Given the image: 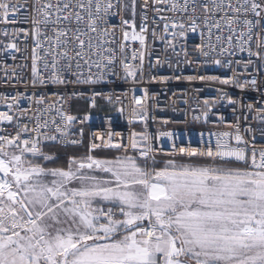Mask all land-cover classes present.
I'll list each match as a JSON object with an SVG mask.
<instances>
[{
    "label": "snow or ice",
    "instance_id": "obj_1",
    "mask_svg": "<svg viewBox=\"0 0 264 264\" xmlns=\"http://www.w3.org/2000/svg\"><path fill=\"white\" fill-rule=\"evenodd\" d=\"M165 3L173 13L188 12V0H154L157 6ZM129 7L131 18L121 16L124 28L118 48L125 53L128 41L139 42L142 50H133L130 59L140 64L128 63L127 55L121 61L125 79L135 82L137 71H143V49L149 32L146 14L136 30V0H131L130 6L123 0H32L31 4L28 0H0V24H31L33 85L44 80L38 67L40 50L51 57L50 63L44 60L43 69H51L52 83H66L62 74L70 71L75 61V82L97 84L106 82L107 75H115L112 66L116 52L105 47L117 44L114 36L109 38V29L115 26L107 23L108 18L120 16ZM143 7H149V0H144ZM201 7L209 40L213 28L218 33L227 28L230 33L225 38L227 47L221 46L218 55L227 52L232 56L234 52L229 49L238 47L249 57L244 73L251 75V58L255 56L261 62L255 71L264 75V37L254 40L258 27L264 32V0H235V6L233 0H209ZM154 10L157 14L162 11L160 7ZM249 15L254 20L248 19ZM196 19L189 17L187 28L182 21L172 20L170 24L181 29L179 36L186 38L187 31H197ZM237 26L242 27L238 30ZM49 30L53 35H48ZM168 30L169 23H165V34ZM20 33L29 36V30L23 28L12 36ZM3 35L7 37L9 32L5 30ZM151 35L155 38L157 33L153 30ZM233 37L238 41L236 46ZM215 39L221 41V35ZM208 47L212 52L217 50L215 45ZM8 49L20 50L14 41L5 45ZM200 51L201 55L209 54L204 45ZM211 63L232 66L231 61L219 58ZM84 66L89 70L86 76L79 71ZM92 68L98 71L92 73ZM236 77L233 71L231 79H199L232 84L241 90H259L260 81L254 76L243 82ZM13 99L15 103L19 98ZM37 103L43 104V97ZM228 103L235 105L237 101L228 97ZM136 104L144 113L136 118L146 121V106L140 100ZM6 107L11 109L13 104ZM53 109L59 113V121H50L56 125L54 129L48 128L41 113L29 117L35 122L32 128L17 124L15 135H0V264H264V143L259 148L255 142L250 143L239 124L230 125L232 132L210 134L215 135V143L209 139L203 149L173 144L174 151L166 154L170 158L162 166H158L150 135L133 133L130 147L136 154L128 155V147L122 140L114 143L111 132L106 143L104 137H96L102 142L98 144L94 139L83 155H67L64 165L58 166L60 156L45 152L41 138L65 147L85 145L83 130L81 139L71 138L70 128L77 117L54 105L44 111ZM247 109L255 111L256 119L264 125V107L253 109L248 104ZM203 119L208 121L207 111ZM4 122L11 124L13 116L0 112V123ZM245 131L256 140L253 128ZM163 135L170 139L173 136ZM260 136L264 141V129ZM104 148L124 155L108 159L93 154ZM177 155L181 159L177 160Z\"/></svg>",
    "mask_w": 264,
    "mask_h": 264
},
{
    "label": "built area",
    "instance_id": "obj_2",
    "mask_svg": "<svg viewBox=\"0 0 264 264\" xmlns=\"http://www.w3.org/2000/svg\"><path fill=\"white\" fill-rule=\"evenodd\" d=\"M28 2L31 4L32 0H28ZM125 2L126 0H123V3ZM179 2L183 3V0H179ZM208 2L209 0H195V2L188 0V12L173 13L169 10L167 3L157 6L154 4V0H149V7L145 9L143 7L144 0H138L140 13L136 30L139 31L143 22L142 17L146 14L149 32L147 47L143 49L145 52L143 71L142 73L137 71L135 82L131 78L125 79L121 61L127 55L128 63H132L134 66L140 64L139 60L130 59L133 50L137 52L142 50L139 42L128 41L125 53H120L118 48V44L122 42L124 26L121 24V16L125 19V10L121 11L120 16L110 15L107 21L108 24L115 26L114 30L109 29L111 33L109 38L114 36L117 44L105 45V47H112L116 52V62L112 66L115 69V75H107L106 82L97 84L75 82L77 77L72 75L77 71L75 61H73L72 69L65 70L62 74L66 83H52L51 69L48 71L43 69L44 60H48L50 63L51 57L46 56L44 51L40 50L39 55L42 59L38 67L44 80L42 83L37 81L33 85L32 49L34 41L30 33L31 24H0V112H8L13 116L11 124L0 123V135H15L17 124H27L29 128H32L35 122L29 117L40 116L41 113H43V118L48 121V128L54 129L56 125L50 121L51 119L59 121V113L55 109L44 111L48 105H54L55 108L63 107L67 114L77 117V121L70 128L71 138L81 139L80 131L83 130L82 139L85 147L72 145L65 147L55 141H43L41 138V146L44 151L49 148L86 150V146L94 139L98 144L102 142L96 137H104L103 143H106L108 134L111 132L114 143L122 140L123 144L128 147L127 154H136L130 147L132 134L146 133L152 137L151 143L156 158L169 159L170 156L166 154L174 151L173 144L178 147L187 148L190 146L203 149L207 146L206 141L209 139L213 145L215 143V135L210 134L232 132L234 130L230 125L236 124L240 125L245 139L250 143L255 142L259 148L264 143L260 136L264 125H261L256 119L255 111L247 109V105L251 104L253 109L264 107V75L255 71L261 62L255 56L251 58L254 63L249 68V73H251L249 75L244 73V66L249 59L247 52H240L238 47H235L229 49L234 52L232 56H229L227 52L222 56L218 55L221 46L227 47L225 38L230 33L227 28L220 33L213 28L212 37L209 40L208 29L203 23L205 13L201 7ZM233 4L235 6V0H233ZM156 7L162 9L159 14L154 10ZM193 9L196 10L195 13H193ZM117 10L119 9L113 11ZM161 16L167 19H160ZM192 16L197 18L196 22L199 25L197 31L189 30L186 33V38L180 37L181 29L172 28L170 21H182L187 28L190 23L189 17ZM248 19L254 20V17L249 15ZM165 23H169L167 34L164 32ZM104 26V24L101 25V27ZM261 26H264V21L261 22ZM237 27L239 30L242 26ZM20 28L29 30L27 38L22 33L15 37L12 36V33ZM5 30L9 32L7 37L3 35ZM153 30L157 33L155 38L151 35ZM243 30L247 32V28H243ZM255 31L254 40L264 37V32H261L259 27ZM173 32L177 33L175 37L171 35ZM201 32L204 33L203 37L200 35ZM218 34L221 35L219 42L215 39ZM48 35L51 36L53 33L49 30ZM13 41L20 50H5V45ZM165 41H169L170 44ZM209 44L215 45L217 50L212 52L208 47ZM233 44L234 46L238 45L236 37H233ZM201 45H204V51L209 53L207 56L201 55ZM69 46L72 47L71 44ZM253 51H256L254 45ZM69 55L72 53L70 52ZM213 58H219L222 62L231 61L232 66L231 68L215 66L211 63ZM79 71L86 76L89 70L84 66ZM97 71L96 68L91 69L92 73ZM233 71L237 73L236 79L240 82L253 76L257 78L260 81L259 90H241L232 84L225 85L213 80L199 79L201 76L231 79ZM164 77L167 80L162 79ZM188 77L194 79L189 80ZM95 93H100V95L94 96ZM4 97L8 98L7 101L4 100ZM16 97L19 99L14 103L13 98ZM40 97H43V104L37 103ZM228 97L236 100L237 104L228 103ZM93 98L95 107L92 106ZM109 98H111V102ZM137 100L146 106V121L136 118L144 115L139 111L140 106L136 104ZM9 103L13 104L11 109L6 107V104ZM206 111L208 112L207 122L203 119V112ZM18 115L20 119H17ZM195 116H200L201 119L196 120ZM80 120H84V122L80 123ZM249 127L255 130V141L252 140V135L245 131ZM165 133H172V138L163 135ZM201 133H203V137H201ZM49 134L57 135L54 132ZM104 151L124 154L116 149L108 148L97 149L95 153ZM95 153L93 154L95 155ZM176 159H181V157L177 155Z\"/></svg>",
    "mask_w": 264,
    "mask_h": 264
},
{
    "label": "crops",
    "instance_id": "obj_3",
    "mask_svg": "<svg viewBox=\"0 0 264 264\" xmlns=\"http://www.w3.org/2000/svg\"><path fill=\"white\" fill-rule=\"evenodd\" d=\"M81 150L82 149H72L71 151H67V152H62L61 151L60 152V151H57V150H55L53 148H49V149H46L45 152L50 153V154L55 153L57 155H59L61 153L62 156L59 155L60 158H61V162H60V165H58V166H63L64 165V159H65V157L67 155H70V154L83 155L81 153ZM97 153H95V155L99 156L100 158H108V159H111V158H113L116 155L115 152L114 153L113 152H97ZM119 155H123V154H119ZM119 155H117V156H119ZM162 164H163V162L159 163V166H162Z\"/></svg>",
    "mask_w": 264,
    "mask_h": 264
},
{
    "label": "rangeland",
    "instance_id": "obj_4",
    "mask_svg": "<svg viewBox=\"0 0 264 264\" xmlns=\"http://www.w3.org/2000/svg\"><path fill=\"white\" fill-rule=\"evenodd\" d=\"M126 4H128L129 6L131 5V0H126L125 2ZM139 13H140V8L138 6V0H136V25L138 26V20H139ZM131 16H130V7L129 9H125V19H130ZM139 139V137L137 138ZM104 152H110V151H104ZM114 153V152H113ZM98 154V153H97ZM117 154V153H116ZM124 155V154H123ZM128 155H134V154H128ZM121 156V155H119ZM157 161H159L160 163L167 160L165 158H156ZM159 165V164H158Z\"/></svg>",
    "mask_w": 264,
    "mask_h": 264
},
{
    "label": "trees",
    "instance_id": "obj_5",
    "mask_svg": "<svg viewBox=\"0 0 264 264\" xmlns=\"http://www.w3.org/2000/svg\"><path fill=\"white\" fill-rule=\"evenodd\" d=\"M75 112L77 113V110H76V108H75ZM53 149H55V150H57V151H62V152H67V151H71V150H60V149H56V148H53ZM84 152H85V150H81V153L82 154H84ZM59 154V153H58ZM60 156H62V154L60 153L59 154ZM115 155V154H114ZM117 155H119L118 153L115 155V156H117ZM177 160H179V159H177ZM159 166V165H158Z\"/></svg>",
    "mask_w": 264,
    "mask_h": 264
}]
</instances>
